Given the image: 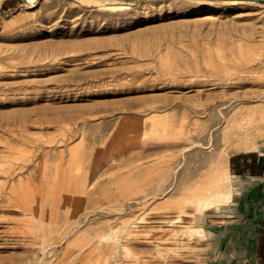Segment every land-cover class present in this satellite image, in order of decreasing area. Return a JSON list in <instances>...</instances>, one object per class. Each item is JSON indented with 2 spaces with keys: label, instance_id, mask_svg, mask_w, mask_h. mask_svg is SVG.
I'll list each match as a JSON object with an SVG mask.
<instances>
[{
  "label": "rangeland",
  "instance_id": "rangeland-1",
  "mask_svg": "<svg viewBox=\"0 0 264 264\" xmlns=\"http://www.w3.org/2000/svg\"><path fill=\"white\" fill-rule=\"evenodd\" d=\"M263 172L264 0H0V264H242Z\"/></svg>",
  "mask_w": 264,
  "mask_h": 264
},
{
  "label": "crops",
  "instance_id": "crops-1",
  "mask_svg": "<svg viewBox=\"0 0 264 264\" xmlns=\"http://www.w3.org/2000/svg\"><path fill=\"white\" fill-rule=\"evenodd\" d=\"M239 177L241 176L239 175ZM243 180L247 182V187L243 194L242 212L244 216L248 215L249 219L252 220L251 224L254 227H250L247 232L253 235L251 238L255 241V250L253 253L248 254V258H245L242 264H259V259L257 257V244L259 236L263 231L264 222V172L259 174L258 177L249 176ZM251 192H253V195L250 194ZM258 204L260 206H258ZM254 205H257L256 210H253L255 207ZM257 213H259V217H257Z\"/></svg>",
  "mask_w": 264,
  "mask_h": 264
},
{
  "label": "bare ground",
  "instance_id": "bare-ground-1",
  "mask_svg": "<svg viewBox=\"0 0 264 264\" xmlns=\"http://www.w3.org/2000/svg\"><path fill=\"white\" fill-rule=\"evenodd\" d=\"M250 138H244L241 141L240 149L249 151L250 149H253L256 146V143L248 142ZM220 167V166H219ZM224 169V168H223ZM221 170V169H220ZM219 170V171H220ZM217 169L214 172V177L210 186V189L213 191L214 195L222 198L224 201H229L231 198V192L230 190H227V177L228 175L226 173H220Z\"/></svg>",
  "mask_w": 264,
  "mask_h": 264
},
{
  "label": "trees",
  "instance_id": "trees-1",
  "mask_svg": "<svg viewBox=\"0 0 264 264\" xmlns=\"http://www.w3.org/2000/svg\"><path fill=\"white\" fill-rule=\"evenodd\" d=\"M257 257L259 259V264H264V222H263V231L258 239Z\"/></svg>",
  "mask_w": 264,
  "mask_h": 264
}]
</instances>
